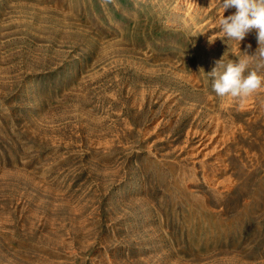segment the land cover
Returning <instances> with one entry per match:
<instances>
[{
  "label": "rangeland",
  "instance_id": "rangeland-1",
  "mask_svg": "<svg viewBox=\"0 0 264 264\" xmlns=\"http://www.w3.org/2000/svg\"><path fill=\"white\" fill-rule=\"evenodd\" d=\"M234 12L0 0V264H264V88L208 75L256 53Z\"/></svg>",
  "mask_w": 264,
  "mask_h": 264
},
{
  "label": "clouds",
  "instance_id": "clouds-1",
  "mask_svg": "<svg viewBox=\"0 0 264 264\" xmlns=\"http://www.w3.org/2000/svg\"><path fill=\"white\" fill-rule=\"evenodd\" d=\"M219 3L223 13L235 9L233 14L227 17L222 14L217 18L216 24L223 37L240 43L248 33L256 32L258 48L255 55L249 56L245 52L242 58L227 63L222 57L214 62L208 73L216 95L243 100L264 88V75L258 71L264 68V0H219ZM214 40L210 37L209 43ZM253 61H256V68L250 69Z\"/></svg>",
  "mask_w": 264,
  "mask_h": 264
},
{
  "label": "bare ground",
  "instance_id": "bare-ground-1",
  "mask_svg": "<svg viewBox=\"0 0 264 264\" xmlns=\"http://www.w3.org/2000/svg\"><path fill=\"white\" fill-rule=\"evenodd\" d=\"M217 126H218V124H217ZM209 138L211 139V138H213V136H209ZM222 138V137H221ZM215 140V139H214ZM213 150H208V152H206L205 153V155L207 156L209 153L211 154V152H212ZM202 153V152H201ZM220 158V157H219ZM205 159H207V158H205ZM204 158H203V160H201V161H199L200 162V164H201V166H202V171H203V177L205 178V179H208V181L210 182V180L213 182L214 180H215V178L217 177H215V175H216V172L218 171V169H211V171H209V170H207V166H208V164H207V162H206V160H205ZM218 160H220V159H218ZM218 160L216 159V161L218 162ZM219 163V162H218ZM212 164V163H211ZM223 166V165H222ZM221 166L219 165L217 168H220ZM218 173V172H217ZM213 177H215L214 179H213ZM218 179V178H217ZM216 181V180H215ZM218 181V180H217ZM216 181V182H217ZM220 181V180H219ZM229 181V180H228ZM216 182H214V183H216ZM221 183V182H220ZM228 183V182H227ZM222 185V184H221ZM216 187V186H215ZM225 187H226V185H225Z\"/></svg>",
  "mask_w": 264,
  "mask_h": 264
}]
</instances>
